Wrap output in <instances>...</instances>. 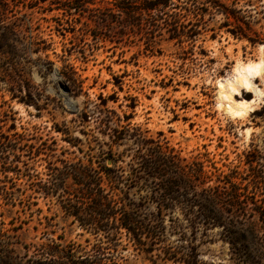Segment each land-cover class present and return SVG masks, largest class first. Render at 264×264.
<instances>
[{
	"label": "rangeland",
	"instance_id": "374dc122",
	"mask_svg": "<svg viewBox=\"0 0 264 264\" xmlns=\"http://www.w3.org/2000/svg\"><path fill=\"white\" fill-rule=\"evenodd\" d=\"M50 1L0 0V264H184L190 246L199 264H264V79L255 102L251 92L235 95L249 102L246 115L225 111L218 96L237 62L264 66V0H218L222 11L173 0L184 9L168 13L192 34L181 41L166 15L148 35L126 26L118 37L106 9L68 15ZM161 151L195 213L203 197L227 203L236 189L235 204L218 207L248 249L202 217L195 232L186 200L163 198L141 165ZM95 201L103 209L89 216ZM128 212L135 238L119 227Z\"/></svg>",
	"mask_w": 264,
	"mask_h": 264
},
{
	"label": "trees",
	"instance_id": "16d2710c",
	"mask_svg": "<svg viewBox=\"0 0 264 264\" xmlns=\"http://www.w3.org/2000/svg\"><path fill=\"white\" fill-rule=\"evenodd\" d=\"M46 0H39V2H44ZM178 2H184L186 0H177ZM99 2H102V0H99ZM96 3V0H51L49 5H52V8H62L66 12H68V15H71V11H78L79 13L85 12L86 9H106L110 15L112 13V17L109 15H106L105 18H103L104 21L110 20V22H118L120 25V30H114V35L116 36H122L124 35L125 31H122V29L126 26H128L127 31L133 32V33H144L147 34L146 28H150L151 30H156L161 22H167V18L170 17V28L169 33L171 38H175L178 41H181L180 39L185 37L192 38V34H189V31H185L183 28L181 29L178 19V13L172 12L168 13V10L170 8H177V9H184L181 7V5H176L173 3V0H112L110 6H102L97 8H91L90 5H94ZM206 3V9L211 10L215 9L217 11H222V4L219 3L218 0H205ZM172 5V6H171ZM198 12L200 11V8L198 7ZM225 10V8H224ZM227 11V10H226ZM225 11V12H226ZM228 14V13H227ZM164 15L167 16V18L164 17ZM237 17V16H235ZM238 19V17H237ZM234 33L233 31H231ZM243 33V32H242ZM236 35V34H235ZM244 35V34H242ZM246 36V34H245ZM20 102L27 103V100H25L23 97H20L18 99ZM0 137V147L3 146L5 148V141L1 139ZM5 138V137H4ZM141 165L143 169L147 172L149 178H158L159 179V188L162 192V196L164 199H170L173 200L178 197H183L187 204L189 205V208L187 209L188 214H192V217L189 218V221L191 225L194 227V231L196 232V219L198 217H202L204 219V223H207V225H210L212 227L215 226H221L225 225L223 227V231L228 235L230 238V243L233 247L237 248V250H246L249 248L250 241L247 239L246 235L241 232L234 231L233 229L226 228V223L224 220H222L223 217V211L221 207H218V204L224 203L228 206H233L235 204V200L237 198L236 189L232 187L227 194L229 201L225 203L223 200L222 194H217L213 198L210 197H203L202 202L199 204L198 209L195 213L194 207L198 204H196V201H192L194 199L193 197H188L187 192H184L186 189L183 190V187L185 188V182L183 181V175L176 171V166L173 161H171V158L166 156L162 151L158 152L156 157L153 159L150 158H142L141 159ZM174 167V170H173ZM105 171H108L107 168H104ZM249 170L252 173V176L259 182L260 174H258L254 167L252 165L249 166ZM79 175L81 177L86 178L85 175H88L86 173L79 172ZM69 173L68 172H61V174L58 176V179L60 183L66 182V179L68 178ZM88 179V176L87 178ZM97 183V182H96ZM222 206V205H221ZM92 207V206H91ZM102 204L95 201L93 208L88 213L89 216H95L98 215L100 210H102ZM105 210H109V206L106 204L104 205ZM264 210H261L259 212V218L262 222V226L264 228ZM69 214L71 215H78V209L75 205H71V210L69 211ZM123 220L120 221V226L124 228L128 233H131L133 237L135 238L137 236V233L139 231L138 228H134L133 225L137 224V221L133 220L131 218V213H123L122 214ZM81 225L83 223V226L86 224L93 223L95 221L94 219L87 218L86 220H83L79 217ZM149 232V230H147ZM147 251H150L147 249ZM188 255L187 257L183 258L182 262L184 264H199L198 254L196 252L195 246H190L188 249ZM45 257V256H43ZM53 257V256H52ZM44 259L51 260V256H46ZM100 259H91V258H85L82 261H80L77 264H99Z\"/></svg>",
	"mask_w": 264,
	"mask_h": 264
},
{
	"label": "bare ground",
	"instance_id": "6f19581e",
	"mask_svg": "<svg viewBox=\"0 0 264 264\" xmlns=\"http://www.w3.org/2000/svg\"><path fill=\"white\" fill-rule=\"evenodd\" d=\"M263 70L262 58L258 62H237L234 66L233 74L226 79L220 80L218 83L220 106L232 115H246L250 110L249 102H237L235 95L240 94V92L244 90L253 93L254 98L251 102H255L256 99H259L262 96V91L256 79H264Z\"/></svg>",
	"mask_w": 264,
	"mask_h": 264
}]
</instances>
